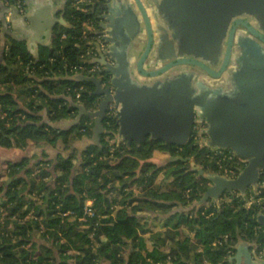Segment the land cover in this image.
<instances>
[{"label":"trees","instance_id":"1","mask_svg":"<svg viewBox=\"0 0 264 264\" xmlns=\"http://www.w3.org/2000/svg\"><path fill=\"white\" fill-rule=\"evenodd\" d=\"M91 15V11L69 5L66 19L70 26L60 27L51 46L42 47L38 59L19 41H11L3 53L0 84L9 88L0 91V148L32 153L16 159L0 158V264H187L177 255L172 254L168 261L166 254L156 248L149 251L144 238L137 235L141 226L137 209L127 212V195L118 204L117 199L113 200L116 207L106 195L110 183H137L144 188L154 182L158 172H162L161 183L171 179L175 187L161 192L151 189L148 196L168 201L162 208L164 212L178 207L180 222L191 227L204 245L203 252L195 256L196 264L202 263V256L208 257L211 264H226L231 242L262 241L264 230L256 218L264 209V172L245 196L239 191L225 192L226 200L220 204L205 203L191 217L190 212L180 211V207L192 205L203 195L208 180L189 170L183 160L157 163L155 150L168 152L171 157H193L205 171L220 174L224 167L237 165L235 160L224 159L220 166L216 162L218 156L206 146L200 147L193 136L182 146L149 137L139 145H116L117 119L106 117L103 125L112 132L101 135L100 145L87 146L79 157L74 152L60 153V145L63 151L69 150L76 140L91 134L93 125V119L87 116L69 128L52 125L76 116L78 110L70 105L69 98L91 111L98 108L101 99L94 94L92 82L69 79L75 74L70 66L81 62L80 55L85 50V41L80 38L81 24ZM13 84L22 86L21 93L28 98L25 103L17 101L11 90ZM44 108L46 118L40 112ZM43 143L57 147L59 152L54 159L33 160L34 149ZM46 163L51 164L50 169ZM52 179L54 185L50 183ZM251 196L259 201L245 206ZM87 198H93L94 215L79 221ZM65 211L71 213L61 215ZM70 217L74 218L69 222ZM92 236L100 244L95 251L90 248ZM219 240L214 247L213 243ZM128 241H133L130 249L124 257H117L119 244ZM186 241L180 244L184 247ZM147 257H152L153 262L149 263Z\"/></svg>","mask_w":264,"mask_h":264},{"label":"water","instance_id":"2","mask_svg":"<svg viewBox=\"0 0 264 264\" xmlns=\"http://www.w3.org/2000/svg\"><path fill=\"white\" fill-rule=\"evenodd\" d=\"M176 1L93 0L92 15L98 20L99 33L110 44L109 55L114 64L101 56L94 61L103 64L105 71L112 75L113 90L103 87L101 79L93 75L69 76L73 81L92 82L94 94L102 98L93 111L69 98L70 105L78 110L76 116L52 125L69 128L82 116L93 118L92 134L82 138L86 148L100 145V135L112 132L103 125L110 103L117 108L116 134L127 147L132 143L139 145L146 137L182 146L190 142L195 123L204 122L205 145L211 149H231L246 164L236 177L230 178L206 172L189 157L169 158L168 161L189 160L190 170L210 182L190 207L197 210L208 200L218 202L225 192L239 191L245 196L264 172V0H184L189 3L184 8L189 18L185 26L189 28H182L181 33H190L192 43L178 45L174 58L162 66L145 69L147 56L154 46L148 8L156 7L158 16L171 13L175 19ZM139 14L144 26L138 29ZM60 22L69 26L64 17ZM124 22L131 39L126 36V41H120L111 35L110 28L122 36ZM53 28V25L46 26L42 38L50 40ZM141 29L145 30L147 41L141 55L135 58ZM33 46L38 47L37 43ZM234 46L239 50L236 57H233ZM185 50L193 53L184 56ZM208 51L210 58L202 57ZM220 56L221 64L215 70L212 67L219 63ZM201 70L211 77H220L228 71L233 91L223 94L222 88L210 85L199 76ZM50 183L54 185V180ZM256 219L264 230V213H259ZM243 244L250 245L247 241ZM240 253L241 249L229 261L240 264ZM243 255L247 264H264V259L254 262L249 251Z\"/></svg>","mask_w":264,"mask_h":264},{"label":"crops","instance_id":"3","mask_svg":"<svg viewBox=\"0 0 264 264\" xmlns=\"http://www.w3.org/2000/svg\"><path fill=\"white\" fill-rule=\"evenodd\" d=\"M74 2L75 0H25V11L23 13H20L14 8V6H12V4L8 0H0V64L4 62L3 53L6 51L11 41L23 42L27 50L33 55V57L35 59H38L40 57V52L42 51V47H50L52 44V39L56 34V32L60 30V27L67 26L60 22V18L64 17L67 23H69V21L66 19V11L68 6L69 5L72 6ZM188 4L189 3L184 2V0H177L175 2L176 12L178 15V16L176 15L175 18L176 21L175 19L172 18L171 13L168 14L166 12L163 13V16H158L156 7H154L153 9L154 11L148 8L150 20L153 27L154 46L150 52L148 59L145 62V69H154L156 67L162 66L164 63L174 58V54H176L175 51H178L177 50L178 45L182 43H186V44L192 43L190 33L188 32L184 34L181 33L182 28L183 29L187 28V30L189 28L185 26L186 25L185 23L189 20V18L186 17L184 13L185 10H187L184 8H186V5ZM135 9L137 10L136 6ZM26 15L28 16V18H26ZM139 23L140 24H137L138 29L141 26H144L142 24L141 16L139 19ZM48 25H53L54 27L50 40H47L46 38L45 39L42 38V33L45 27ZM122 28L124 34L122 36H119L118 39L120 41L122 40L126 41L125 40L126 36L129 37L128 36L129 31L127 30L128 27L123 26ZM139 36L140 37L138 40L137 49L134 52L135 58L139 57V53L143 48V44H144L143 39H145L146 36L144 29L140 30ZM33 43H37L38 47L35 48V46H33ZM173 47L175 48L173 49ZM183 53H186L184 54V56H186L189 55V53H193V52L189 50L187 51L185 50L183 51ZM238 53L239 50H237L234 46L233 57H236ZM205 54L206 55L202 57H206L209 59L210 58L209 51L208 53L205 52ZM221 60H222V56H220L219 63H217L212 68L215 70L218 69L221 64ZM183 67L194 69V67L190 65H184ZM199 76L203 77L208 83H210V85L222 88L221 90L223 94L232 92L234 89L232 88V84L229 80L230 74L228 71H225L224 74L220 77H210L209 75L205 76L200 71ZM12 92L15 93L14 90H12ZM40 112L42 116L46 118L45 108ZM93 125H94V120H93ZM101 135H100V140H101ZM205 139H206V135L202 136V140L199 143L200 147L206 146L204 142ZM121 142L125 143L124 141L119 140V143ZM83 149H84V141H82V139L76 140L72 144L70 149L67 151H63L62 146L60 145V153L62 152L68 154L70 152H74L77 154L78 157L80 156L81 151ZM8 151L10 155L9 154L7 155L8 152L6 149L2 150L0 148V158L16 159V158H20L23 155H28L32 153V150L22 152L15 148L9 149ZM33 152H34L33 160H38L40 158H44L45 160H50L55 158L56 154L59 152V149L50 144L43 143L38 145ZM153 155L154 156L157 155L156 150L154 151ZM162 155L165 156L164 163L172 162V161H168V159L171 158V156L168 155V152L163 153ZM189 159H194V158L189 157ZM184 162L188 164L190 170L189 160ZM50 165H51L50 163L45 164L46 168L49 169H50ZM161 179H162V172H158L154 177V182L145 185L144 188H141L140 184L137 183H133V185H130L131 183H123V184L116 182L110 183L109 186L111 188L110 191H107L106 195L108 199L112 200L111 202L117 199L115 201L117 204L119 203V200L123 196L127 195V200L129 201L126 203L127 212L132 213L133 208L137 209L135 212L141 222V226L137 228V235L138 237L144 238L146 242V248L149 251L156 248L162 254H166L168 258H171V255L173 254V255H177L181 261H184L187 264H196L195 256L203 252L204 245L200 242V240L196 239L195 233L191 229V227L186 225L183 221L180 222L178 207H174L172 210H170V212H164L162 208H165L169 204V202L163 201L156 197L148 196V191H150L151 189L152 191L161 192V191L171 190L175 187V185L171 183V179H168L163 183H161ZM115 202H113V207L114 206L116 207V204H114ZM212 202L215 201L208 200L206 203H212ZM190 207L191 205L186 206L184 208L180 207V211L190 212L188 216L191 217L193 212L196 210V208L190 209ZM73 218L70 217L67 221L70 222L73 220ZM101 236L104 235L101 234ZM184 239H187V241L183 247L180 243ZM245 241L247 240L238 239L234 242H231V244L229 245V247H231V253L229 257L231 255L236 254L237 252H239V249H241L240 264H247L246 257L243 255L245 252L247 253V251H249L252 254L253 261L258 262L259 259H256L254 255L252 241H247L250 243L249 246H245V244H243V242ZM131 243H133V241H128V243L125 244H119L118 247L117 245L112 244V247L119 248V251L117 252L116 256L124 257L125 252L130 249ZM213 246L215 247L217 246V244L213 243ZM99 247L100 244L98 240H96V238L92 236V239L90 241V248L95 251ZM229 257L227 259L226 264H235L236 261L230 262ZM201 258H202L201 264H211V260L208 257L202 256ZM146 259L148 260L149 263L153 262L152 257H147ZM157 263L162 264L161 262H157ZM74 264H80V263L75 261Z\"/></svg>","mask_w":264,"mask_h":264},{"label":"built area","instance_id":"4","mask_svg":"<svg viewBox=\"0 0 264 264\" xmlns=\"http://www.w3.org/2000/svg\"><path fill=\"white\" fill-rule=\"evenodd\" d=\"M93 0H76L73 3V6L76 10H80L83 12H90L92 7ZM10 3L14 8L20 12L23 13L25 11V0H10ZM92 12V11H91ZM82 31L80 38L83 39L85 42V50L81 53L80 58L81 62L79 64L71 65V70H73L75 73H83L85 75H93L96 78L101 79V83L103 87H109L110 91L113 90L111 86V77L112 75L105 71V66L101 64L100 62L94 61L97 57L101 56L103 57L107 62H110L111 64H114V60L109 55L110 52V44L103 38V35L99 33L100 29L98 27V20L95 18V16H87L85 20H83L82 24ZM65 35V34H64ZM63 35V36H64ZM78 45V44H77ZM82 86L79 87V90L76 93V97H80V91L82 90ZM101 97V96H100ZM102 98V97H101ZM101 100V99H100ZM100 102V101H99ZM117 108L115 107L114 103H110L107 109V116L115 118L116 117ZM118 129V128H117ZM202 125L200 123H195L194 125V131L192 133V136L194 140L199 144L202 140ZM117 130L114 132V138L116 145L119 144V137L117 136ZM227 149V150H226ZM211 149L215 155H217L216 162L222 166L221 162L224 159H231L235 160V163L237 164L236 167H224L223 168V174L226 177H236L241 169L246 164V160L240 156H238L235 152H233L231 149ZM114 150V147L111 149V151ZM220 154V155H219ZM241 164V165H240ZM243 165V166H242ZM186 192L189 193V190ZM230 193V192H226ZM231 193H237V191H233ZM225 193L220 197L218 202H212V204H220L222 201L226 200ZM259 201V199L254 198L253 196L250 197V199L247 200L245 206H250L253 202ZM93 204V198H87L84 204L83 208V215L78 218L79 221L85 220L86 217L94 215V210L92 207ZM264 212V209L263 211ZM71 211H65L62 212L61 215H69ZM82 228H87V225H81ZM227 237H224V240H226ZM221 241H215L214 244H218ZM253 249H254V255L256 259H263L264 258V238L262 241L254 240L252 241ZM169 261H171V258H168Z\"/></svg>","mask_w":264,"mask_h":264},{"label":"rangeland","instance_id":"5","mask_svg":"<svg viewBox=\"0 0 264 264\" xmlns=\"http://www.w3.org/2000/svg\"><path fill=\"white\" fill-rule=\"evenodd\" d=\"M21 85H17V84H13V88H11V90H14L15 91V97H16V99H17V101H19V102H22V103H25L27 100H28V98L25 96V94L24 93H21ZM9 87L7 86V85H4V84H0V91H3V90H7ZM23 94V95H22ZM201 142V141H200ZM7 155L9 154V151L7 150ZM163 153H166V152H164V151H159V150H156V154L157 155H155V156H153L154 157V159H155V161H157V163H164L165 162V156H163L162 154ZM2 155V154H1ZM10 155V154H9ZM169 155V154H168ZM12 156H15V155H12ZM206 172H212V173H218V172H213V171H208V170H206ZM220 174V173H219ZM198 175V174H197ZM199 176V175H198ZM210 182L208 181V184H209ZM45 205L43 204V207H44ZM14 217H16V216H14ZM73 218V217H72ZM23 219H25V218H23ZM11 225V224H10ZM43 225V223H41L40 224V227H42V228H44V226H42Z\"/></svg>","mask_w":264,"mask_h":264},{"label":"flooded vegetation","instance_id":"6","mask_svg":"<svg viewBox=\"0 0 264 264\" xmlns=\"http://www.w3.org/2000/svg\"><path fill=\"white\" fill-rule=\"evenodd\" d=\"M124 27H127L126 26V22H124ZM125 30V29H124ZM110 31L112 32L111 33V35L115 38V39H118L119 38V36H118V34L113 30V28H110ZM143 41H144V44H143V48H142V50L140 51V53H139V56L141 55V53H142V51H143V49H144V47H145V45H146V41H147V39H146V36H145V39H143ZM149 55L150 54H148V56L147 57H149ZM148 59V58H147ZM201 72L205 75V76H208V74L205 72V71H202L201 70ZM211 77V76H210ZM202 130H201V133H202V136H204L205 135V133H204V129H205V123L203 122L202 124ZM227 150V149H226Z\"/></svg>","mask_w":264,"mask_h":264}]
</instances>
